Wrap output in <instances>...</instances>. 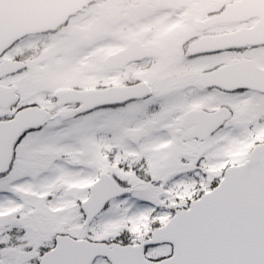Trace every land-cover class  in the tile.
Segmentation results:
<instances>
[{
    "label": "snow or ice",
    "instance_id": "snow-or-ice-1",
    "mask_svg": "<svg viewBox=\"0 0 264 264\" xmlns=\"http://www.w3.org/2000/svg\"><path fill=\"white\" fill-rule=\"evenodd\" d=\"M225 98L236 108L229 110L231 120L241 102L253 97L241 85L228 90ZM128 103L96 105L64 125L28 121L5 132L0 136V191L15 190L25 176L46 171L63 178L65 169L58 161L66 154L67 142L83 144L95 134L88 117L120 114ZM115 119L121 121L110 137L115 146L110 152L101 149L103 162H97L92 173L95 186L81 194L86 199L76 202V210L81 223L91 215L118 230L103 239L89 232L84 244L65 233L46 239L55 223L46 206L51 202L33 203L23 214L0 219V264H264V182L249 187L253 174H264V149L248 166L233 168L227 153L235 137L227 131L228 121L191 125L182 135L166 138L149 133L133 143L122 135L130 121L109 117ZM0 120L15 121L16 114ZM160 139L172 142L169 152L157 156L145 151ZM190 185L194 193L183 204L179 197L169 199L170 192ZM145 217L152 221L151 230L141 241L133 224ZM165 217L171 220L166 228L161 223ZM121 222L125 226L120 227ZM154 233L171 238L156 239ZM96 244L110 251L92 254L86 245Z\"/></svg>",
    "mask_w": 264,
    "mask_h": 264
},
{
    "label": "flooded vegetation",
    "instance_id": "flooded-vegetation-1",
    "mask_svg": "<svg viewBox=\"0 0 264 264\" xmlns=\"http://www.w3.org/2000/svg\"><path fill=\"white\" fill-rule=\"evenodd\" d=\"M88 9L90 5L69 18L56 32L28 36L0 54V64L13 62L18 64L17 67H24L22 71L0 76V86L12 87L16 94L9 106L0 105V118L13 114L17 118L20 113L37 110L44 121L55 124L63 119L73 120L86 112H81V105L77 103L60 106L55 91L46 94L41 90L29 89L26 82L34 76L35 71L30 72L31 62L42 49L43 37H53L70 28L74 20ZM161 17L167 28V36L160 39L159 48L153 49L146 43L145 32L136 37H124V46L133 38L148 46L147 59L154 56L155 66H158L153 75L156 84L152 85L161 88L167 86L166 93L158 97L152 106L153 136H179L183 134V129L191 125L211 124L216 120L228 121L230 126L227 131L235 132L243 128L248 136H253L254 131L264 130V121H261V117H264V74L263 89L255 88L258 79L256 66L264 69V11L165 10ZM33 38H40L37 44L27 43ZM24 42L26 47L22 45ZM143 62H131L115 72L123 79L121 86L127 87L141 81L138 75ZM235 81H244L243 85L247 86L253 98L241 102L239 109L242 107V112L239 111L234 119L229 120V110L236 112V108L225 97L228 90L239 87ZM137 102L141 101L133 100L128 105ZM21 107L24 110L17 112ZM30 120L40 122L36 114ZM4 122L10 121L0 120V123ZM138 127L143 129L142 125ZM172 128L176 132L169 134L168 130ZM5 132L0 129V136ZM144 134L145 140L149 129L144 128ZM161 140L166 145L171 142Z\"/></svg>",
    "mask_w": 264,
    "mask_h": 264
},
{
    "label": "rangeland",
    "instance_id": "rangeland-1",
    "mask_svg": "<svg viewBox=\"0 0 264 264\" xmlns=\"http://www.w3.org/2000/svg\"><path fill=\"white\" fill-rule=\"evenodd\" d=\"M151 19L154 25L156 19L151 18L146 13H141L140 0H133L128 3H118L107 0L90 8L86 13L79 15L68 29L51 37L45 42V51L42 49L31 62V71H35L34 76L26 84L29 89H36L52 94L53 91L62 87H72L78 84L84 87L96 85L103 79L102 57L107 53L116 50L124 45V36L138 35L146 31V20ZM116 29L122 31L121 38L115 33ZM110 35L107 37V35ZM163 35L161 28H157L154 34H147L146 41L157 49L159 47L158 37ZM48 37V36H44ZM119 37V38H117ZM40 38L27 40V43L34 45ZM26 47V42L22 44ZM38 46V45H37ZM43 52V53H42ZM29 72V73H30ZM69 74L70 77L66 76ZM141 76L148 77L144 72ZM82 79V82L79 81ZM100 79V80H99ZM113 81L116 84L122 82L118 74H112L104 79V83ZM90 84V85H88ZM242 108V107H241ZM239 109L242 112V109ZM142 104L131 107L133 112L141 111ZM113 113H97L88 117V125L94 131V135L83 144L67 142L65 156L58 163H62L65 169L63 178L53 176L50 171L42 172L35 176H25L24 181L11 191H0V219L14 216L18 211L22 214L29 205L39 202H51L47 206V211L54 219V227L48 232L46 239H50L56 233L71 234L76 238H84L92 232L97 239H103L114 234L118 227L112 225H102L95 219L91 222L87 220L80 222V217L76 210V202L81 199V194L87 193L94 172V165L103 162L99 157L101 149L110 152L113 145L108 139L113 131L120 128V123L109 120V117L116 116ZM121 116V113L119 114ZM70 119H63L55 123L56 125L67 124ZM124 131V130H123ZM228 150V161L230 164L241 162L245 159L249 149L251 138L245 134V130L240 128L235 132ZM123 135V133H122ZM173 145L169 146V151ZM95 149L93 152L92 149ZM151 144L145 149L150 151ZM169 151H166L169 152ZM129 155L138 156L139 153ZM79 170V171H77ZM83 177V178H81ZM195 190L194 185L186 186L183 190L172 191V197L189 199ZM7 197V199H3ZM163 204V201H160ZM183 204V203H181ZM30 212V209H29ZM163 219H167L162 218ZM148 219L137 218L133 227L136 229L134 235L137 239L143 240L147 230H150ZM125 226L123 222L119 225ZM166 252L167 250H162Z\"/></svg>",
    "mask_w": 264,
    "mask_h": 264
},
{
    "label": "water",
    "instance_id": "water-1",
    "mask_svg": "<svg viewBox=\"0 0 264 264\" xmlns=\"http://www.w3.org/2000/svg\"><path fill=\"white\" fill-rule=\"evenodd\" d=\"M93 1L95 0H0V46L6 49L12 43L28 34L52 30L64 23L69 15L75 14ZM64 9L67 10L66 15L63 13ZM132 48L131 46V49ZM126 52H128V50H126ZM126 52L111 56L110 59L106 61L107 66L115 64L119 62V60H131L130 57L126 58ZM134 91L133 89H128L126 91L127 98L138 94ZM85 94L86 96L84 97H91L94 95L90 98V105H87L92 108L96 105H103L105 102L114 100L120 95V91L110 90L106 93ZM79 95L82 96V94ZM75 100L83 101L82 97ZM262 149H264V147L259 150ZM254 154L251 159H253ZM250 162L251 160L240 168L248 166ZM260 182H264V174H253L249 185L250 189H255L256 185ZM92 217L93 216L90 215L88 218L91 219ZM154 237L156 239L171 238L161 233H154ZM81 244H84V242H81ZM86 247L90 249L92 254H106L110 251L104 245H86Z\"/></svg>",
    "mask_w": 264,
    "mask_h": 264
}]
</instances>
